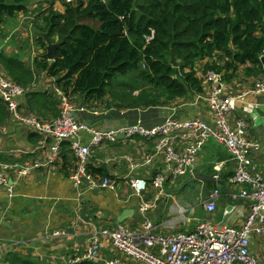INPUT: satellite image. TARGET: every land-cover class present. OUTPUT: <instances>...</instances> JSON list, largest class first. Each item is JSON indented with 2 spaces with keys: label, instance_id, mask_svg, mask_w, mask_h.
<instances>
[{
  "label": "crops",
  "instance_id": "crops-1",
  "mask_svg": "<svg viewBox=\"0 0 264 264\" xmlns=\"http://www.w3.org/2000/svg\"><path fill=\"white\" fill-rule=\"evenodd\" d=\"M54 1L55 5L61 4L57 0ZM45 5L46 3H42L39 7ZM55 5H52L55 10L63 11L62 5L61 8ZM37 6L30 5L26 13H18L6 21L3 25V36L0 37V51L17 54L33 71V82L27 89L23 88L24 95L18 102L24 116H34L44 121L59 116L60 104L56 95V89L59 87L56 84L57 77H48L45 71L38 70L35 66V59L40 60L44 54V49L35 51L33 42V35H38L32 16L33 9L38 10ZM16 31L21 35L12 37ZM29 44L31 50H25V46ZM241 68H238L235 77L230 81L228 92L234 94L237 90H244L246 86L248 88L252 85V81L262 78L246 76ZM207 89L205 85L201 91L191 89L185 96L163 105L132 109L120 108L115 98L111 99L110 92H114L115 89L108 90L105 97L90 102H86L84 96L80 94H74L70 99L75 109V117L94 128H115L129 124H141L149 128L164 122L167 118L178 121L190 119L210 121L205 101ZM28 90L43 93L42 97L47 94L41 101L52 100L57 113L52 112L50 108L41 109L38 105L31 108L30 101L34 96L26 95ZM0 103L4 105L1 99ZM233 109L231 123L238 118L244 119L245 137L260 144V149L252 153L250 158L256 168L262 171L264 93L247 95L243 101L234 102ZM148 111L151 113L144 121L143 114ZM81 137L83 140L89 138L86 133H82ZM51 144L52 140L31 131L6 110L5 119L0 122L1 162L23 163L33 160L44 162ZM60 147V155L56 162L32 170L26 177L18 179L11 175L9 185L12 188L0 187L1 264H17L23 259L28 260L30 264L38 261L59 263L63 256L70 254L76 247L82 249L88 233L93 229L114 230L118 225L137 229L141 222L139 204L144 202L154 204L146 215L154 224L153 232L156 235L189 233L205 221L241 227L249 214L250 202L231 194H238L240 186L229 182L234 162L222 143L209 140L204 144L197 154L192 174L184 177L168 176L165 193L156 200L155 190L151 186L139 195L134 194L129 186L132 178L148 181L154 173L166 168L159 156L151 164H143L153 151L152 140L134 136L101 144L91 151L87 165L101 169V173L96 174L115 181L114 189L98 187L90 189L85 182L75 186L70 175L77 158L71 151L69 142H64ZM219 164L221 168L214 170V166ZM214 188L220 193L215 210L209 212L204 209L203 203ZM58 229H65L74 235L67 239L54 238L51 235L52 231ZM102 244L101 253L105 257L119 258L126 264H145L117 251L107 240H103ZM250 250L258 262L264 264V233L251 235Z\"/></svg>",
  "mask_w": 264,
  "mask_h": 264
},
{
  "label": "trees",
  "instance_id": "trees-1",
  "mask_svg": "<svg viewBox=\"0 0 264 264\" xmlns=\"http://www.w3.org/2000/svg\"><path fill=\"white\" fill-rule=\"evenodd\" d=\"M31 1L0 0V37L6 21L26 13ZM61 3L62 12L55 10V1L50 0L46 8L32 14L38 34L35 41L42 49V33L53 42L70 33L52 61L42 56L34 62L48 77H57V86L69 98L74 94L83 95L86 102L103 98L116 76L133 74L132 81L114 87L111 99L127 109L163 105L185 96L191 89L201 91L197 61H210L202 65L201 73H221L226 83L235 77L239 67L246 76L264 77L260 62L264 56V0ZM170 50L178 67L169 64ZM0 66V72L22 88L27 89L33 82V71L17 54L0 51ZM25 94L34 96L31 108L38 105L57 113L52 100L41 101L47 94L42 97L43 93L29 90ZM6 110V105L0 103V122L5 119ZM88 168L101 173L99 168ZM17 264L30 263L23 259Z\"/></svg>",
  "mask_w": 264,
  "mask_h": 264
},
{
  "label": "built area",
  "instance_id": "built-area-1",
  "mask_svg": "<svg viewBox=\"0 0 264 264\" xmlns=\"http://www.w3.org/2000/svg\"><path fill=\"white\" fill-rule=\"evenodd\" d=\"M71 3L75 0H61ZM148 40V38H147ZM202 85L208 87L205 96L210 121L190 119L178 121L167 118L160 124L149 128L141 124H129L115 128H94L79 120L74 115L73 104L67 94L56 89L59 99V116L49 120H38L34 116H24L19 105V98L24 89L9 80L0 72V99L6 105L8 113L25 124L31 131L42 134L52 140L49 154L44 162L39 160L23 163L0 161V187L11 189L9 181L28 176L32 170L52 164L59 158L62 144L69 142L71 151L77 158L76 165L70 175L75 186L85 182L88 188L114 189L116 183L107 176H100L88 168L91 151L104 143H113L134 136L153 142V151L143 161L149 165L156 157H161L165 169L154 173L150 180L132 178L129 186L134 194L139 195L151 186L155 190V200L165 193V182L168 176L180 177L192 174L197 154L209 140L224 144L227 153L234 162L231 184L240 186L238 194L233 197L248 200L250 211L241 227L228 226L213 221L201 222L194 231L156 235L154 224L146 215L154 206L153 202L139 204L141 222L137 229L118 225L116 229H93L86 237L82 249H74L63 256V264H81L92 261L101 264H126L119 258L105 257L101 253L103 240L133 260L145 264H260L250 250L251 235L264 233V170L256 168L250 156L260 149L256 141L245 137L246 124L238 118L231 123L234 112L233 104L243 101L247 95L264 93V79L261 78L250 87L237 94L228 92L229 83L221 73L213 70L202 75ZM82 111L83 108H80ZM82 133L89 138L83 140ZM221 164L215 165L219 170ZM217 179V176H215ZM213 177V179L215 178ZM220 191L214 188L207 196L203 207L213 212L216 208ZM57 239H67L74 234L65 229L52 231Z\"/></svg>",
  "mask_w": 264,
  "mask_h": 264
},
{
  "label": "rangeland",
  "instance_id": "rangeland-1",
  "mask_svg": "<svg viewBox=\"0 0 264 264\" xmlns=\"http://www.w3.org/2000/svg\"><path fill=\"white\" fill-rule=\"evenodd\" d=\"M50 0H42V1H40V0H38V2L37 1H32L31 2V4L30 5H33V4H36V5H38L37 6V8H38V10H39V8H43V7H47L48 5V2H49ZM58 2H62L61 0H57ZM37 2V3H36ZM42 3H46V5L45 6H43V7H39V5L40 4H42ZM60 5H62V4H60ZM60 5H59V3H56V7H60ZM61 8V7H60ZM35 10V9H34ZM33 10V12H35ZM38 10L35 12V14L38 12ZM31 23V22H30ZM34 25V24H33ZM34 28H35V26H34ZM34 34V33H33ZM15 35H17V36H20L21 35V33H19V31H16L15 33H13V35H12V37H14ZM34 36L35 35H33V42H34V47H35V51L36 52H38V50L40 51V50H42V48H41V46H39V45H36V42H35V40H34ZM36 37V36H35ZM11 41H12V39H11ZM13 42V41H12ZM29 42V41H28ZM13 44H14V42H13ZM26 48H25V50H28V51H30L31 50V46H30V44H29V46H25ZM4 48H5V46H4ZM43 51V50H42ZM26 53H27V51H26ZM206 62H210V61H197L196 62V64H195V69H197L198 70V77H202V73H201V71H200V69L202 68V65H204ZM243 70V68H241V71ZM238 73H239V71H238ZM132 75L133 74H127V75H118V76H116L117 78L113 81V83L111 84V85H109L108 87H107V89L110 91V90H113L114 89V87L115 88H117L116 87V85H119L121 82H125V81H127V80H129V81H132L131 79H132ZM131 78V79H130ZM240 78V80H241V77H239ZM239 80V83L241 82ZM251 82V81H250ZM256 83V81H252V83L251 84H255ZM247 88V86L244 88V89H246ZM242 90V89H241ZM241 90H237L236 92H234L235 94H237L238 92H241ZM151 113V111H148V112H146L145 114H143V116H144V121H146L147 120V118H148V116H149V114ZM1 264V263H0Z\"/></svg>",
  "mask_w": 264,
  "mask_h": 264
},
{
  "label": "water",
  "instance_id": "water-1",
  "mask_svg": "<svg viewBox=\"0 0 264 264\" xmlns=\"http://www.w3.org/2000/svg\"><path fill=\"white\" fill-rule=\"evenodd\" d=\"M69 35H70V33L67 34L66 36H64L60 41L53 42L46 33H42L41 36L45 41L43 56L45 58H47L48 60L52 61L54 59L56 51L63 45V43L66 41V39ZM260 62H261L262 67L264 69V56L260 57ZM169 64L172 67H178V65H179V62L177 61V58L173 54L172 50H170Z\"/></svg>",
  "mask_w": 264,
  "mask_h": 264
},
{
  "label": "clouds",
  "instance_id": "clouds-1",
  "mask_svg": "<svg viewBox=\"0 0 264 264\" xmlns=\"http://www.w3.org/2000/svg\"><path fill=\"white\" fill-rule=\"evenodd\" d=\"M76 1V0H75ZM75 1H73V2H71V3H68V4H72V3H74ZM62 4V3H61Z\"/></svg>",
  "mask_w": 264,
  "mask_h": 264
}]
</instances>
